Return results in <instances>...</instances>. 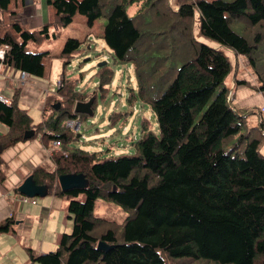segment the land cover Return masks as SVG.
Instances as JSON below:
<instances>
[{
	"label": "trees",
	"instance_id": "1",
	"mask_svg": "<svg viewBox=\"0 0 264 264\" xmlns=\"http://www.w3.org/2000/svg\"><path fill=\"white\" fill-rule=\"evenodd\" d=\"M9 4L10 0H0V24ZM43 4L52 10L51 22L25 29L14 20L9 29L0 28V64L7 69L43 79L53 60L61 62L59 86L54 95L44 97L38 123L19 107L17 93L9 105L0 103V124L6 128L0 135V156L36 137L45 149L59 142L51 149L52 170L36 166L29 175L47 195L67 201L71 230L59 236L52 252L33 254L26 249L29 263L182 264L192 259L264 264V156L259 152L264 135L249 128L246 119L258 115L260 124L264 120L259 109L243 113L232 107L223 83L234 64L220 49L244 57L257 79V92L264 95V0H178L175 9L168 0H43ZM129 6L134 7L132 16L126 13ZM195 13L198 34L220 48L194 38ZM75 15L83 16L88 25L105 20L100 39L114 63L133 70L136 88L130 90L127 105L145 104L154 115L157 134L148 120L141 119L130 155L103 157L70 148L76 134L66 123L90 117L74 113V105L93 97L92 113L95 108V92L76 91L80 75L66 72L82 42L68 38L56 55L28 51L29 44L55 39L51 27H66ZM43 58L49 60L46 68ZM112 76L105 63L98 66L95 77L101 98ZM242 84L235 81L236 86ZM126 115L110 114L109 126L123 123ZM6 172L0 157V185ZM67 174H81L86 188L60 191L57 177ZM13 192L17 194L15 188ZM78 195H83V202L76 201ZM97 199L129 215L121 225L95 217ZM12 225L11 218L2 220L0 234L12 231ZM97 228L104 230L93 234ZM98 242L112 248L98 250Z\"/></svg>",
	"mask_w": 264,
	"mask_h": 264
},
{
	"label": "rangeland",
	"instance_id": "2",
	"mask_svg": "<svg viewBox=\"0 0 264 264\" xmlns=\"http://www.w3.org/2000/svg\"><path fill=\"white\" fill-rule=\"evenodd\" d=\"M177 1L178 0H168V4L171 9H175ZM204 1L209 2L213 0ZM31 7H33L34 12L39 11L41 20L44 19L48 22H51L52 10L49 6H45L43 4V0H17L16 4L14 3V0H10L8 11L2 13V22L0 24V28H10V22L14 21V19H9V13L11 11H14L16 12V15H20L18 18V20L20 21H18L19 24L22 25L25 29H30L29 26L31 24H34L32 20L28 21L31 17H33V15L28 16V14L32 12ZM132 12H134V7H127V15L132 16ZM197 22V13H195L192 28V34L194 38L200 43L206 44L209 47L220 48L216 43L211 42L198 34ZM104 25L105 20L103 18L93 21L92 25H88L86 19L83 16L75 15L72 18L71 23L66 27L57 29L53 26L51 27V31L57 33V37L55 39L44 40L39 45L29 44L28 51L31 53H39L44 52L40 50H46L47 52L56 55L59 54L66 39L72 38L79 42H82L79 47L78 53L73 56V58L70 60L69 65L66 67V72L67 75H80V80L76 86V91L89 95L92 92H95V108L91 117L78 123V129L75 130L77 138L70 145V148H80L87 152H100L102 153L101 156L103 157L130 155L133 153L130 143L135 142L139 136L140 120H148L151 124V129L155 134H157V126L155 123L154 115L147 105L138 102H135L132 107H129L127 105L126 99L130 90L135 92L136 88L133 70L131 66L127 64L121 65L113 62L111 52L107 49L103 41L100 39ZM229 27L234 33L241 34L240 31L236 30L232 24H229ZM1 32L2 30H0V34ZM220 49L225 55L229 57L230 61L232 62V53L226 48ZM236 58L244 59L243 56H237ZM47 62H49V60H47L46 58L42 59V64L45 66V68ZM101 63H105V65L110 67L113 71L111 81L106 86V92L104 93V96L102 98L100 97V93L97 90V79L95 77V72L97 71L98 66ZM60 65L61 62L59 60H53L51 69L49 70L46 68L44 80L50 88L56 87L55 81L60 71ZM260 65H263L262 60ZM241 68H245L247 71H250L248 66L241 67L240 65H237L236 77L239 79H241ZM232 71L233 70H231L230 74L226 77L223 83L224 87L230 91V95L233 91L229 88L228 79L232 74ZM257 71L261 73L262 67L259 66L257 68ZM244 84H246V87L253 88V90L257 92L258 83L251 85V83L248 81L244 82ZM234 87L236 88L235 84ZM233 100L234 95H232V101ZM112 113L127 115L123 123L119 121L120 123L117 122L115 125L109 126L108 118ZM262 126L264 127V121H262ZM263 133L264 130L261 132V134L263 135ZM60 200L66 204L67 208V201L62 198ZM83 200V195H78L76 198V201L78 202H83ZM93 215L103 220L121 225L124 219L129 215V213L111 202L97 199L94 203ZM66 216L69 217L67 210ZM66 216L61 219V227L55 232H60V230L62 229L65 230L64 233L70 232L71 220H67ZM103 230L104 229L97 228L93 231V234H99ZM60 233L62 234V232ZM10 235L11 237H14L13 234ZM1 244L4 245L6 244V242L2 240ZM54 248H52V250H54ZM31 251L33 252V254H37L33 250ZM182 264L214 263L209 261L188 259V262H184Z\"/></svg>",
	"mask_w": 264,
	"mask_h": 264
},
{
	"label": "crops",
	"instance_id": "3",
	"mask_svg": "<svg viewBox=\"0 0 264 264\" xmlns=\"http://www.w3.org/2000/svg\"><path fill=\"white\" fill-rule=\"evenodd\" d=\"M31 9L32 12L28 16L33 15V17L28 18V21L32 20L34 24L29 27L30 29L38 28L46 20H41L39 11L34 12L33 7ZM19 16L14 15L9 19H16L15 21L18 22ZM236 57L231 58L234 68L228 79L229 88L233 91L231 99L234 95V100L231 102L232 107L235 111L243 113L250 109L263 108V94L256 92L253 88L246 87V84L234 87L236 80L243 81V83L249 81L251 85L257 84L255 75L245 68H241V79L236 77L237 65L247 66L245 59H237ZM44 79L28 77L26 83L21 84L18 81V71L9 70L0 64V96L9 102L14 93H17L19 107L24 109L32 122L36 124L41 118L44 97L54 95L56 89V87L50 88ZM258 117V115H250L246 121L249 128L261 133L264 127L257 121ZM260 119L264 120V113L260 115ZM5 133L6 128L0 124V135ZM259 152L264 156V139L260 142ZM47 153L48 150L36 137L31 141L17 143L4 150L0 156L7 164L6 177L0 185V222L6 218H11L13 221L11 233L0 234V264H30L26 256V249L33 250L37 254L47 253L46 251L52 252L54 251L52 248L57 246L60 232L68 234L64 233V229L55 232L60 229L61 219L66 216V204L60 200L61 198L46 195L32 201L27 200L24 203L22 198L13 192V189L19 186L23 179L29 175L32 168L40 166L47 171L52 170L53 165ZM66 218L69 220L68 216ZM10 234H13L14 237H11ZM2 240L6 244L2 245Z\"/></svg>",
	"mask_w": 264,
	"mask_h": 264
},
{
	"label": "water",
	"instance_id": "4",
	"mask_svg": "<svg viewBox=\"0 0 264 264\" xmlns=\"http://www.w3.org/2000/svg\"><path fill=\"white\" fill-rule=\"evenodd\" d=\"M93 99L94 98L91 97L84 103L75 104L73 107V112L76 114H88L91 117L93 115L91 111ZM57 184L60 191L65 192L71 189L83 190L87 186V181L81 174H67L59 175L57 177ZM15 190L21 198L27 199L42 198L47 195L46 188L44 186L35 185L30 175L24 178L19 186L15 188ZM110 248L112 247L105 245L102 242H98L96 244V249L101 251H107Z\"/></svg>",
	"mask_w": 264,
	"mask_h": 264
},
{
	"label": "built area",
	"instance_id": "5",
	"mask_svg": "<svg viewBox=\"0 0 264 264\" xmlns=\"http://www.w3.org/2000/svg\"><path fill=\"white\" fill-rule=\"evenodd\" d=\"M2 51H0V59L2 57ZM28 79V75L23 72V71H18V81L21 83V84H24L26 83ZM56 87L59 86V83L58 81L55 83ZM0 103L4 104V105H9V102L5 99H3L1 96H0ZM259 111L261 113H264V107L263 108H259ZM66 127H68L69 129L75 131L78 129V123L76 121H69L66 123ZM50 149H47L48 150V157H50V154H51V149H57L59 147V142L58 141H53L51 144H50ZM27 200H33V199H27V198H22V202H27Z\"/></svg>",
	"mask_w": 264,
	"mask_h": 264
}]
</instances>
